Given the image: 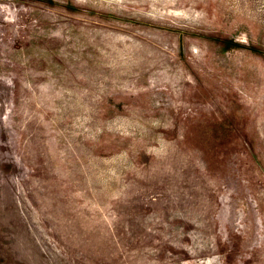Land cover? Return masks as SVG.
Returning a JSON list of instances; mask_svg holds the SVG:
<instances>
[{"label":"rangeland","instance_id":"rangeland-1","mask_svg":"<svg viewBox=\"0 0 264 264\" xmlns=\"http://www.w3.org/2000/svg\"><path fill=\"white\" fill-rule=\"evenodd\" d=\"M0 264H264V0H0Z\"/></svg>","mask_w":264,"mask_h":264}]
</instances>
